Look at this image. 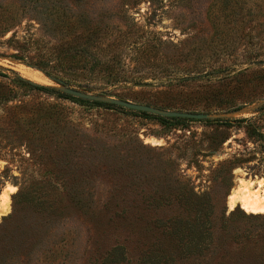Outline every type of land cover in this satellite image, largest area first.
Masks as SVG:
<instances>
[{
  "label": "rangeland",
  "instance_id": "obj_1",
  "mask_svg": "<svg viewBox=\"0 0 264 264\" xmlns=\"http://www.w3.org/2000/svg\"><path fill=\"white\" fill-rule=\"evenodd\" d=\"M7 12L0 83L15 99L0 103V264H264V213L227 202L240 179H262L264 193V0H0ZM95 60L109 66L89 71ZM108 73L119 81L94 79ZM17 79L207 116L162 124Z\"/></svg>",
  "mask_w": 264,
  "mask_h": 264
},
{
  "label": "trees",
  "instance_id": "obj_2",
  "mask_svg": "<svg viewBox=\"0 0 264 264\" xmlns=\"http://www.w3.org/2000/svg\"><path fill=\"white\" fill-rule=\"evenodd\" d=\"M14 21H15V15H13V14L9 15L7 12L5 14L0 15V33H3L5 31L9 30L11 27H13ZM87 49H88V47H83L81 50L83 52H86ZM99 62H100L99 60H97V61L95 60V63L92 66H89L87 69H89V71H91L93 69V67H98L99 71H101L102 69L104 71V69H106L109 66L108 62H106V63H99ZM68 67L71 69L74 68V69H79V70L86 69V66L84 64H80L79 62H75L74 65L69 64ZM209 74L210 73H206L205 75L207 76ZM0 77H7V75L0 72ZM94 79L100 80V82H102L106 87L112 86L119 81L117 75L112 76V74L110 75L109 73L106 76H100V77L94 78ZM62 81H63V83H68L67 81H64V80H62ZM90 81L88 80L89 83H91ZM16 82L19 86L20 85H26L31 89L39 90V91L46 92L49 94H54L58 98L69 99V100L77 102L79 104H83V105H87V106H91V107H101L104 109H112V110H116V111L125 110V111L131 112V113L136 114V115H141L143 117L155 119L162 124H166V123L179 124L183 121L191 120L188 118L165 116V115L152 113V112H148V111H136V110L124 108L123 106L117 105L115 103L103 101V100H92V99L82 98V97L74 96V95H71V94H68L65 92H60L54 88L46 87L43 85L32 84L30 82H27V81H24L21 79H17ZM79 85H82V84L80 83ZM1 89H2V85L0 83V103L7 104L8 102L14 101L15 96H14V94L12 92L13 90L11 88H8V92L2 91ZM84 89L91 90L89 88H84ZM104 90H105L104 88L100 89V91H104ZM12 108H13V110L15 109V111H13V113H11L10 119L12 120V123L18 125L21 121L25 120V114L22 110V106H20L19 104L13 105ZM238 109H239V107L235 108L234 110H238ZM261 109H264V105L261 106ZM23 195H24V189L22 186L19 185L17 192L12 197L14 208H16L20 204V200L23 198ZM201 211H202L201 208L197 209L198 213ZM189 218H190V216H189ZM203 218H204L203 213L201 215L199 214V216L197 218V225L202 229V230H200L199 235H200V237H204L205 233L206 234L208 233L207 234L208 237L211 238V233L207 230H206V232H205V230H203L204 229L203 227H205V221L203 220ZM3 219H4V217H3ZM171 222H172V220H171ZM255 237L263 239L264 235H261V234L259 236L255 235ZM245 238L251 239V238H254V235L253 236L246 235ZM260 249H264V246L260 247ZM235 255H236L235 252L231 250L229 252V254L222 259V261L225 260L227 262H230L235 258ZM257 257L259 259L264 258V250L261 251L260 253H258ZM220 258H221L220 256H219V259L217 257V260L214 261V264H221ZM242 258H244V257H242Z\"/></svg>",
  "mask_w": 264,
  "mask_h": 264
},
{
  "label": "bare ground",
  "instance_id": "obj_3",
  "mask_svg": "<svg viewBox=\"0 0 264 264\" xmlns=\"http://www.w3.org/2000/svg\"><path fill=\"white\" fill-rule=\"evenodd\" d=\"M13 188V187H12ZM263 180L256 181L241 180L238 185L230 192L227 197L229 207L239 205L247 213H264V193ZM11 190V188H9ZM7 190L1 193L3 199H6ZM5 204L0 212L5 208Z\"/></svg>",
  "mask_w": 264,
  "mask_h": 264
},
{
  "label": "water",
  "instance_id": "obj_4",
  "mask_svg": "<svg viewBox=\"0 0 264 264\" xmlns=\"http://www.w3.org/2000/svg\"><path fill=\"white\" fill-rule=\"evenodd\" d=\"M55 81H57V80H55ZM57 82L63 83L60 81H57ZM135 85L139 86V87H149L150 86L149 83H145V82L136 83ZM68 91L69 92H65V93H68V94H71L74 96H78V97H82V98L92 99V98H89L87 96H80L79 92H77V91H74V90H68ZM92 100H99V99H92ZM103 101H105V100H103ZM120 105L123 107L129 108V109H133V110L148 111V112L157 113V114H161V115H165V116H171V117L202 119V118H205L207 116L206 114L200 113V112H181V111L157 112L156 110H153L151 107H148V106L138 105V104H130V103H124V102H121Z\"/></svg>",
  "mask_w": 264,
  "mask_h": 264
}]
</instances>
